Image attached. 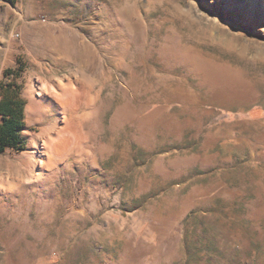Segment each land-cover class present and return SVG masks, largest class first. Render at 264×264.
<instances>
[{
  "label": "rangeland",
  "instance_id": "374dc122",
  "mask_svg": "<svg viewBox=\"0 0 264 264\" xmlns=\"http://www.w3.org/2000/svg\"><path fill=\"white\" fill-rule=\"evenodd\" d=\"M135 2L0 0V101L24 103L18 143L0 152V264H264V0ZM135 13L150 22L160 123L149 187L133 175L145 163L114 185L78 171L34 181L16 159L41 150L31 87L74 66L54 51L58 26L32 24Z\"/></svg>",
  "mask_w": 264,
  "mask_h": 264
},
{
  "label": "bare ground",
  "instance_id": "6f19581e",
  "mask_svg": "<svg viewBox=\"0 0 264 264\" xmlns=\"http://www.w3.org/2000/svg\"><path fill=\"white\" fill-rule=\"evenodd\" d=\"M148 21L140 13L127 17L75 14L32 24L35 34L49 36L53 30L45 24L57 25L63 38L56 40L53 49L57 56H71L74 66L63 77L47 72L31 87L28 125L38 126L34 139L41 150L32 158L23 153L16 159L34 181L58 182L62 175L78 171L92 184L114 185L145 163L133 175L137 190L149 187L160 123L155 120ZM137 26L142 27L140 32ZM123 32L130 36L122 38ZM19 186L12 182L9 189Z\"/></svg>",
  "mask_w": 264,
  "mask_h": 264
},
{
  "label": "trees",
  "instance_id": "16d2710c",
  "mask_svg": "<svg viewBox=\"0 0 264 264\" xmlns=\"http://www.w3.org/2000/svg\"><path fill=\"white\" fill-rule=\"evenodd\" d=\"M0 96H2L1 92ZM15 99L16 97L4 95L0 101V114L5 117L4 123L0 125V152L7 147H16L18 133L23 126L21 120L24 103H19Z\"/></svg>",
  "mask_w": 264,
  "mask_h": 264
}]
</instances>
